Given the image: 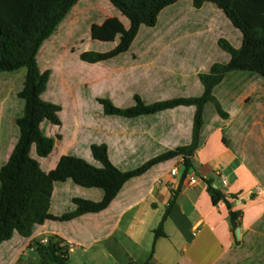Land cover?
Segmentation results:
<instances>
[{
    "label": "rangeland",
    "instance_id": "obj_1",
    "mask_svg": "<svg viewBox=\"0 0 264 264\" xmlns=\"http://www.w3.org/2000/svg\"><path fill=\"white\" fill-rule=\"evenodd\" d=\"M108 17H116L124 26H129L128 20L108 0H79L40 48L39 69L51 71L48 90L42 99L61 107V127L42 126L45 134L55 141L51 154L42 159L36 157L33 149L31 151V157L45 173L53 169L52 162L61 152L99 168L90 153L92 144H104L110 161L121 171L141 166L145 157L161 152L155 144L162 131L187 128L189 119L191 128L192 118L187 109L125 119L105 116L97 100L105 98L114 106L125 109L134 105V96L146 103L199 97V74L207 73L215 63L229 60L218 41L224 39L234 48L241 44L240 32L215 6L206 4L197 10L192 0H178L159 14L155 27H140L128 52L103 63L80 61L83 52L105 53L114 48L117 39L113 43H102L90 38V26L101 24ZM24 75V69L0 74V167L7 160L18 135L15 121L22 115L23 104L17 93L22 89ZM213 95L224 110L233 106L235 114L241 113L242 120L237 119L234 127H243L242 134L248 129L264 130V78L245 72L230 73ZM239 100H245V103L240 105ZM203 116L205 123L223 126L212 104L205 106ZM258 137L256 141L264 140L260 133ZM250 145L251 142L248 148ZM144 150L143 156L122 155L124 151L141 153ZM246 152L249 154V149ZM174 165H177L176 161L169 162L164 169L170 170ZM177 169L181 171L183 167L177 165ZM67 184L70 186L64 187L61 198L62 212L72 210L69 198H88L85 200L95 202L102 195L99 189H84L71 181Z\"/></svg>",
    "mask_w": 264,
    "mask_h": 264
},
{
    "label": "trees",
    "instance_id": "obj_2",
    "mask_svg": "<svg viewBox=\"0 0 264 264\" xmlns=\"http://www.w3.org/2000/svg\"><path fill=\"white\" fill-rule=\"evenodd\" d=\"M79 0H0V74L25 70L22 89L17 98L22 101V115L15 121L18 135L5 163L0 167V245L14 235L29 238L34 229L46 221L68 222L86 214L105 210L128 181L140 177L157 164L183 157L182 178L192 168L191 158L199 147L203 125V113L212 104L216 114L227 119L228 115L214 97V89L226 75L245 72L264 78V0H192L197 10L211 4L220 10L230 24L240 32L241 44L234 48L226 40L218 41L219 47L229 56L226 63L213 64L207 73L199 74L202 86L199 97H177L165 101L146 103L134 96V105L118 108L108 99L97 102L105 116L125 119L153 116L178 107H193L191 140L188 145L164 152L136 169L121 171L109 159L104 144H92L90 153L100 165L96 168L81 158L63 155L54 169L45 173L31 157L32 149L37 158H47L54 149L55 141L45 134L43 125L61 127V107L42 96L48 90L51 71L41 72L37 63L40 48L56 31ZM128 20L125 28L116 17H108L101 24L90 26V38L102 43H113L114 48L105 53L87 51L79 59L88 64L107 62L130 49L140 27L153 28L159 14L178 0H108ZM61 139V136H57ZM71 181L84 189H99L102 198L98 202L74 198V209L61 216L49 213L51 195L55 183ZM215 205L223 195L212 187L210 179H204ZM177 195L173 193L164 217L154 230V239L165 237L163 220ZM229 216L231 227L236 226L238 213ZM39 256L35 264H67L69 246L57 236L46 243H34Z\"/></svg>",
    "mask_w": 264,
    "mask_h": 264
},
{
    "label": "crops",
    "instance_id": "obj_3",
    "mask_svg": "<svg viewBox=\"0 0 264 264\" xmlns=\"http://www.w3.org/2000/svg\"><path fill=\"white\" fill-rule=\"evenodd\" d=\"M202 90L201 86V94ZM237 102L242 105L245 100ZM178 108H186L193 118V107ZM232 108L227 111L222 108L227 119L217 115L222 127L205 123L203 116L199 147L184 178V167L178 163V157L157 164L125 183L110 205L99 213L68 222L46 221L29 238L14 235L0 245V264L37 263L39 256L33 244L46 243L51 236L61 238L69 246L67 264H264V140L256 141L259 133L264 137V130L247 128L242 134L243 127H234L237 119L242 120L241 113L235 114ZM157 138L155 147L161 152L145 157V162L188 145L190 119L187 128L165 130ZM254 138L253 142L249 140ZM146 151H124L122 155L134 158L145 155ZM61 154L64 152L52 162L53 169ZM172 161L183 167L175 176L170 174L175 165L170 170L164 169ZM191 176L196 179L194 184H189ZM204 179H210L212 187L223 195L215 205ZM67 183L53 186L49 208L52 216L65 213L60 208L63 189L70 186ZM174 192L177 195L163 220L165 237L155 240L153 232ZM101 198L102 195L94 201ZM227 204L232 212L238 213L234 228Z\"/></svg>",
    "mask_w": 264,
    "mask_h": 264
},
{
    "label": "built area",
    "instance_id": "obj_4",
    "mask_svg": "<svg viewBox=\"0 0 264 264\" xmlns=\"http://www.w3.org/2000/svg\"><path fill=\"white\" fill-rule=\"evenodd\" d=\"M178 163L179 164H181V165H183V157L182 156H179L178 157ZM177 173H178V169H177V166L175 165L171 170H170V174L172 175V176H175V175H177ZM195 178L194 177H189V184H194L195 183ZM222 183H223V185H225V181L223 180L222 181Z\"/></svg>",
    "mask_w": 264,
    "mask_h": 264
}]
</instances>
